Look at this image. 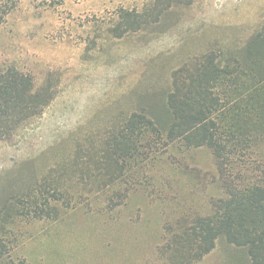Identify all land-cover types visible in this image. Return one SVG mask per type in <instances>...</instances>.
<instances>
[{
	"label": "rangeland",
	"instance_id": "374dc122",
	"mask_svg": "<svg viewBox=\"0 0 264 264\" xmlns=\"http://www.w3.org/2000/svg\"><path fill=\"white\" fill-rule=\"evenodd\" d=\"M154 1L0 0V63L57 89L41 116L0 140V208L11 191L34 185L40 195L37 183L71 199L68 209L56 204L58 220L30 211L4 228L1 218L0 264H181L169 257L171 234L226 197L208 148L150 153L144 136L133 158L108 140L167 89L174 70L242 46L264 21V0H197L156 32L117 35L121 12L144 13ZM242 254L222 238L191 264H237Z\"/></svg>",
	"mask_w": 264,
	"mask_h": 264
},
{
	"label": "trees",
	"instance_id": "16d2710c",
	"mask_svg": "<svg viewBox=\"0 0 264 264\" xmlns=\"http://www.w3.org/2000/svg\"><path fill=\"white\" fill-rule=\"evenodd\" d=\"M196 1L155 0L144 13L123 11L124 28L115 31L119 37L150 28L156 32L164 19L174 16V9ZM2 64L0 140L41 116L57 95L52 80L37 87L32 76ZM160 94L133 114L124 132L111 135L108 143L114 153L136 158L144 136L150 153L160 146L208 148L226 191L225 198L214 202L210 215L198 216L171 234L167 245L171 261L195 263L213 252L223 238L243 252L237 264H264V21L242 46L212 49L174 70L169 86ZM52 181L58 185L56 179ZM36 186L40 195L34 185L21 195L10 192L0 208L4 228L15 216L33 215L30 211L35 219L58 220L63 213L56 204L63 201L66 209L71 205L57 186L54 193L45 184Z\"/></svg>",
	"mask_w": 264,
	"mask_h": 264
}]
</instances>
